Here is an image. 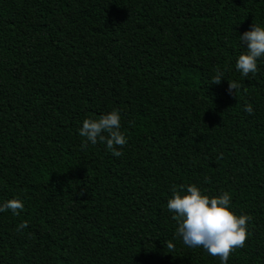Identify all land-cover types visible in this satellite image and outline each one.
I'll return each instance as SVG.
<instances>
[{"label":"trees","instance_id":"obj_1","mask_svg":"<svg viewBox=\"0 0 264 264\" xmlns=\"http://www.w3.org/2000/svg\"><path fill=\"white\" fill-rule=\"evenodd\" d=\"M253 24L264 0H0V206L24 204L0 213V264H221L175 235L193 184L251 217L227 264H264V58L235 67ZM113 110L123 154L82 150Z\"/></svg>","mask_w":264,"mask_h":264},{"label":"clouds","instance_id":"obj_2","mask_svg":"<svg viewBox=\"0 0 264 264\" xmlns=\"http://www.w3.org/2000/svg\"><path fill=\"white\" fill-rule=\"evenodd\" d=\"M242 46H246L236 62V69L245 77L250 73L258 72V60L264 58V27L253 24L251 30L239 36ZM224 73L217 70L212 78V84L219 85ZM240 85L236 82H228L227 92L236 98V92ZM244 111L253 114L250 104L245 105ZM121 115L118 110H113L99 119H85L79 130V136L84 138L81 149L88 147L89 143L95 145L99 142L106 143L112 154L120 157L123 153L116 150L127 144L125 135L120 131ZM107 133V136L102 135ZM180 191H183L181 186ZM174 186L173 196L167 201V210L174 213L172 219L177 222L175 231L183 244L190 248H203L210 256L219 258L221 264H227L230 255L238 248L246 244L248 232L247 225L251 220L248 215H236L230 210L231 195L224 192L216 197L202 194L195 185L186 188V194L181 195ZM24 204L19 199H11L0 206V213L10 210L13 215H19ZM26 222L18 226V231L26 228ZM171 251L175 245L165 242Z\"/></svg>","mask_w":264,"mask_h":264}]
</instances>
